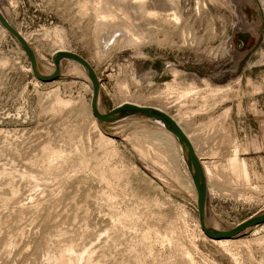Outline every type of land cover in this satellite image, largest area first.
Masks as SVG:
<instances>
[{
  "label": "rangeland",
  "instance_id": "374dc122",
  "mask_svg": "<svg viewBox=\"0 0 264 264\" xmlns=\"http://www.w3.org/2000/svg\"><path fill=\"white\" fill-rule=\"evenodd\" d=\"M135 5L0 0L42 74L53 71L52 56L64 47L99 77L100 112L127 102L179 118L215 174L206 222L230 229L264 211V0ZM97 7L111 18H98ZM184 89L190 95H181ZM91 92L86 72L69 59L55 80L36 79L0 24V241L12 242H0V264H55L49 244L53 255L66 244L76 255L88 250L95 264H264V223L227 238L226 246L205 236L178 145L153 144L162 128L148 116L95 120ZM235 146L248 165L247 182L228 165ZM51 150L60 152L52 161ZM14 212L24 213L20 221Z\"/></svg>",
  "mask_w": 264,
  "mask_h": 264
},
{
  "label": "water",
  "instance_id": "95a60500",
  "mask_svg": "<svg viewBox=\"0 0 264 264\" xmlns=\"http://www.w3.org/2000/svg\"><path fill=\"white\" fill-rule=\"evenodd\" d=\"M0 24L19 42L21 47L23 48L24 53L26 54L30 71L33 76L44 82H50L55 80L60 74V63L62 59H69L80 64L90 79L92 92L90 99V109L92 115L101 122H111L116 121L120 118H123L132 114H139L148 116L154 120L161 121L176 137L178 143L181 145L183 158L187 165L189 174L191 176L194 188L196 190V204H197V214H198V222L201 230L209 239H227L234 235H237L241 231L263 224L264 223V211L260 213H254L246 218L239 221L232 228L227 230H215L208 226L206 222L205 216V202L207 195V187L205 182V176L203 173V168L201 163L194 151L193 145L185 132L181 129V127L165 112L162 110L147 106V105H137L131 103H125L111 108L107 112H100L98 109V98H99V90L100 83L95 73L93 67L90 63L82 57L80 54L63 50L55 53L52 56V61L54 64V69L51 73L45 75L42 74L38 67L36 56L33 49L26 42L24 37L20 34V32L9 22V20L5 17L3 12L0 9Z\"/></svg>",
  "mask_w": 264,
  "mask_h": 264
},
{
  "label": "bare ground",
  "instance_id": "6f19581e",
  "mask_svg": "<svg viewBox=\"0 0 264 264\" xmlns=\"http://www.w3.org/2000/svg\"><path fill=\"white\" fill-rule=\"evenodd\" d=\"M152 0H131V3H133V4H136L135 5V8L136 9H142L143 7H145L146 6V4L148 5V3H150ZM87 3V2H86ZM89 3V2H88ZM96 8V7H95ZM94 8V9H95ZM134 8V9H135ZM2 11V10H1ZM96 11V15L98 16V18H100V19H104V20H106V18H111V14H105L104 12H100V11H98V7H97V10H95ZM140 12V11H139ZM152 13V12H151ZM151 13H148V15H150ZM4 14V13H3ZM95 14V13H94ZM173 14V13H172ZM174 18H175V20L177 19V17H176V15L175 14H173L172 15ZM6 17V16H5ZM7 18V17H6ZM10 22V21H9ZM11 23V22H10ZM2 26V25H1ZM3 27V26H2ZM4 28V27H3ZM5 29V28H4ZM6 30V29H5ZM7 31V30H6ZM8 32V31H7ZM21 35H22V33H20ZM23 36V35H22ZM24 37V39L26 40V42L28 43V40H27V38L25 37V36H23ZM31 47V46H30ZM63 50H68V49H65L64 47L62 48V47H58L57 49H56V51H55V53H57V52H59V51H63ZM69 51H71V50H69ZM35 53V52H34ZM36 56V55H35ZM73 61V60H72ZM75 62V61H74ZM77 63V62H76ZM78 64V63H77ZM80 65V64H79ZM81 66V65H80ZM81 68L85 71V69L81 66ZM94 69V68H93ZM95 71V70H94ZM96 73V72H95ZM98 77V76H97ZM98 79H99V77H98ZM100 83V82H99ZM170 88V87H169ZM218 89V88H217ZM216 89V90H217ZM215 90V91H216ZM172 91V90H171ZM192 90L191 89H184V90H182V92H181V95H185V96H187L190 92H191ZM223 91V90H222ZM225 91V90H224ZM180 95V94H179ZM190 95V94H189ZM181 97V96H180ZM183 97V96H182ZM196 98V97H195ZM182 99V98H181ZM205 100V99H204ZM58 102L57 103H59L60 105H62V104H65L66 105V103H68L67 101H64V100H61V99H58L57 100ZM176 102V101H175ZM123 103V102H122ZM127 103V102H126ZM123 104H125V103H123ZM131 104H137V105H141L140 103H131ZM155 108H158V109H160V110H162L163 112H165V113H167L180 127H181V129L185 132V134L187 135V137L189 138V140L191 141V143H192V145H193V148H194V151H195V153L197 152V150H196V147H195V144H194V142H193V140H192V138H191V134L186 130V128H185V126L181 123V121L179 120V118H176L174 115H171V114H169L167 111H164L163 109H161V108H159V107H155ZM228 113V112H227ZM184 114V113H183ZM187 114V113H186ZM179 116V115H178ZM187 116V115H186ZM181 117V116H180ZM95 118V117H94ZM95 120H96V118H95ZM96 122V121H95ZM155 122L157 123V124H159V126L162 128V131L160 132V133H158L156 136L158 137V138H156V137H152L151 138V142L153 143V144H157L159 141H162V140H167V141H169V140H171V141H173L175 144H177L178 146L177 147H179V149L181 150V153L179 154V157L181 156V159H183V153H182V148H181V145L178 143V141H177V139H176V137L173 135V133L161 122V121H159V120H155ZM188 129V128H187ZM161 144V143H160ZM167 144H165V146H166ZM168 146V145H167ZM174 147V146H173ZM171 149V148H170ZM49 150V149H48ZM172 150V149H171ZM180 152V151H179ZM238 148H237V146H235L234 148H233V152H232V154H231V156L229 157V159H228V165H229V167H230V169L232 170V172L231 173H235L233 176L234 177H239V175L242 177V180L243 181H248L249 180V174H248V169H247V167H248V165H246V162H245V160H244V158L242 159V158H239L238 157ZM60 152H58V151H52L51 150V152H49L48 153V160H50L51 159V161L52 160H54L56 157H58V155H60L59 154ZM44 155V154H43ZM45 155V156H46ZM196 155H197V153H196ZM197 157H198V159H199V161H200V163H201V166H202V168H203V173H204V176H205V182H206V187L208 186L209 187V184H210V180H211V177H212V174L213 173H211V169H209V164L208 165H206V163H205V161H203V159L199 156V155H197ZM47 160V161H48ZM49 163V162H48ZM211 167V166H210ZM228 167V166H227ZM213 168V167H212ZM229 170V169H228ZM4 173V171L2 170V172H0V175H2ZM213 175H215V174H213ZM217 175V174H216ZM235 175H237V176H235ZM30 176V175H29ZM36 176V175H35ZM237 177V178H238ZM33 178H34V176H33ZM32 178V179H33ZM215 178V177H214ZM213 178V179H214ZM240 178V177H239ZM240 180H241V178H240ZM212 181V180H211ZM33 182V181H32ZM35 182V181H34ZM8 183V182H7ZM212 185H214L213 184V182L211 183ZM210 184V185H211ZM211 185V186H212ZM40 186V185H39ZM43 186V185H42ZM208 187H207V190H208ZM213 188V187H212ZM14 189V188H13ZM212 191V190H211ZM10 198V197H9ZM11 201V200H10ZM15 201H16V199H15ZM19 202V201H18ZM16 203H17V201H16ZM6 204V203H5ZM20 206L19 207H21L22 208V206H21V204H19ZM30 206V205H29ZM16 207V206H15ZM19 207H18V209H19ZM24 207V206H23ZM26 207H27V210L31 207H29L28 208V206H27V204H26ZM26 207H24V209L26 208ZM40 208V207H39ZM13 209V208H12ZM31 209V208H30ZM29 209V210H30ZM35 208H34V206H33V210H34ZM37 209V208H36ZM16 212L18 211L17 210V207H16ZM26 210V209H25ZM24 210V213H26V211ZM20 211V210H19ZM23 211V210H22ZM31 211H32V209H31ZM28 212V211H27ZM33 212V211H32ZM24 213L22 212H19L18 214V216H20L21 214H23L22 216H24ZM28 213H31V212H28ZM16 217H18L17 216V213H13ZM7 215H9V214H7ZM13 216V215H12ZM1 217V216H0ZM11 217V216H10ZM14 217V216H13ZM8 219V218H7ZM16 219V218H15ZM22 218H20V220H21ZM32 219V218H31ZM17 220H19V217H18V219ZM19 220V221H20ZM17 222V221H16ZM15 223V222H14ZM34 223V222H33ZM20 224H21V222H20ZM208 224V223H207ZM260 225H262V224H260ZM260 225H257V226H260ZM16 226H18L19 227V224L18 223H16ZM200 226V225H199ZM208 226L209 227H211L212 229H215V228H213L211 225H209L208 224ZM257 226H254V227H257ZM17 228V227H16ZM18 229V228H17ZM16 229V230H17ZM16 230H15V232H16ZM21 229L19 228V230H17L18 231V233H19V231H20ZM200 230H201V228H200ZM215 230H219V229H215ZM201 232L203 233V231L201 230ZM21 233V232H20ZM19 233V234H20ZM23 234V233H22ZM204 234V233H203ZM3 235V234H2ZM24 235V234H23ZM205 235V234H204ZM17 236V235H16ZM16 236H14V238L16 237ZM61 236V235H60ZM206 236V235H205ZM62 237V236H61ZM14 238H12V240L14 239ZM17 238H19V236L17 237ZM7 239V238H6ZM10 239V238H9ZM1 240V239H0ZM3 240V239H2ZM1 240V241H2ZM5 240V239H4ZM17 240V239H16ZM52 240V239H51ZM211 240H213L214 242H217L218 244H220V245H222V246H226L227 244H228V242H229V239H211ZM0 241V242H1ZM6 241V240H5ZM5 241H3V242H5ZM14 241V240H13ZM18 241V240H17ZM3 242H1V243H3ZM45 242H48L47 240L45 241ZM44 242V243H45ZM11 241H9L8 240V242L6 241V247L8 248L10 245H11ZM15 243V242H14ZM50 243V242H49ZM56 244V243H55ZM47 245V244H46ZM51 244H49V246H50ZM53 245V244H52ZM57 245H59V246H62L61 244H59V242H58V244ZM57 245H56V247H57ZM68 244H66V246L64 247V245L62 246V248L59 250V254H57L58 256H55V255H53L50 251H49V246L47 245V249H46V253H47V257H48V260L49 259H51L52 260V262L54 261L55 262V264H72V262H76V264H95L94 263V261L91 259V254H92V252L90 253V251L88 252V250H87V254H83V255H76L75 253H74V250H73V244H69V246H67ZM70 245H72V246H70ZM2 246V245H1ZM0 246V247H1ZM98 246V245H97ZM97 246H93L94 248L93 249H97L98 247ZM96 247V248H95ZM6 248V249H7ZM13 248V247H12ZM58 248V247H57ZM74 248H76L75 246H74ZM89 248V247H88ZM103 248H105V247H103ZM82 249V248H81ZM90 249H92L91 247H90ZM100 249V248H99ZM5 250V249H4ZM8 250V249H7ZM10 250V249H9ZM51 250V249H50ZM79 251V250H78ZM84 251H85V249H84ZM94 251V250H93ZM55 252V251H54ZM80 252V251H79ZM83 252V251H82ZM95 252V251H94ZM78 253V252H77ZM81 253V252H80ZM86 253V252H85ZM105 255H106V253L105 252H103ZM5 254V253H4ZM100 254H101V252H100ZM99 254V255H100ZM104 255V256H105ZM25 256V255H24ZM101 256V255H100ZM100 256H98V258H100ZM103 256V255H102ZM103 256V258H105L106 259V256L104 257ZM95 257V256H94ZM95 259V258H94ZM104 259V260H105ZM100 260H102V259H100ZM106 261V260H105ZM48 262V261H47ZM96 262H97V260H96ZM104 261H102V263H103ZM99 264H102V263H100V262H98ZM97 263V264H98ZM47 264V263H46ZM75 264V263H74Z\"/></svg>",
  "mask_w": 264,
  "mask_h": 264
}]
</instances>
